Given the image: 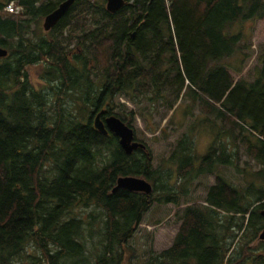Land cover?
Wrapping results in <instances>:
<instances>
[{"label":"trees","instance_id":"obj_1","mask_svg":"<svg viewBox=\"0 0 264 264\" xmlns=\"http://www.w3.org/2000/svg\"><path fill=\"white\" fill-rule=\"evenodd\" d=\"M63 1L0 0V264H120L153 203L182 205L192 181L219 166L248 177L246 187L216 174L204 205L182 209L172 245L143 264H264V52L252 82L219 64L242 37V28L230 33L236 23L264 20V0H124L115 14L105 0H75L44 36L27 37L30 23ZM11 2L16 15L4 10ZM39 61L46 89L25 71ZM122 95L161 121L173 111L162 133L181 127L173 122L181 102L183 118L198 109L218 132L207 155L197 164L195 125L174 147L171 170L153 169L147 149L126 155L115 135L93 126ZM78 101L75 113L65 107ZM241 148L257 170L241 167ZM122 176L146 179L152 192L114 191Z\"/></svg>","mask_w":264,"mask_h":264},{"label":"rangeland","instance_id":"obj_2","mask_svg":"<svg viewBox=\"0 0 264 264\" xmlns=\"http://www.w3.org/2000/svg\"><path fill=\"white\" fill-rule=\"evenodd\" d=\"M44 17L45 16L38 17L36 21L30 23L31 33L27 35V37H31L34 40L45 35L46 32L42 28ZM241 28L243 34L240 41L237 43L234 53L230 57L220 61L219 64L227 68L235 81L242 79L246 82H252L256 77L258 69L261 67L260 57L264 52V20H248L243 24L236 23L230 33H235ZM240 48H242V50H240ZM240 66L242 67L241 71L237 73V69H239ZM45 69V63L42 61L25 66L29 82L37 89H46L47 78L44 77ZM47 92L49 93L48 99H51V102H53L55 99L54 95L50 94V90ZM178 103H180V101H178L177 104ZM184 105V102H181L173 115L174 124L181 125V127L177 130H172L173 127L168 126L164 130L165 133H162V130L173 111L169 112L166 118L161 121L160 112L155 113V111L150 109L147 103L133 102L125 95L114 97L109 107L111 108L110 112L112 115H120L122 118H126L130 121V127L133 129L134 138L145 145V149H147L151 155L152 168L161 167L162 170L168 167V170H171V164H168L167 161L174 147L177 145V142L184 134L189 132L190 127L195 125L193 136L197 164L207 155L208 148L215 138L214 136L218 134L214 129L210 130L208 126L203 125L202 120L206 117L199 113L198 109L195 110L194 117L183 118L182 107ZM65 107L75 113V111L81 107V104L80 101H78L76 105L67 102ZM101 110L108 111V108L103 106ZM130 113L132 114L130 115ZM212 117L213 116H210V118ZM198 124L199 126H196ZM166 134H168V136H166ZM223 139L227 141L226 136H224ZM220 140L222 141V139ZM230 142H232V140L229 139L227 143L229 144ZM241 152V167H244V164L247 162L248 165L252 166V170H257L258 167L244 154L243 148H241ZM173 170H175L174 167ZM216 174L222 175L239 188H245L249 179L248 177L244 178V174L236 173L230 167L219 166L215 169V173L199 175L192 181L188 197L182 205L175 207L172 204L162 205L153 203L151 209L142 216L140 225L124 248L123 258L120 264H143L149 259L151 251L159 253L169 248L177 233L182 209L186 205H204L203 199L206 191L208 187L213 184ZM164 179L165 178H163V180ZM171 179H173V183L176 182L175 172ZM90 211L92 210L86 209L82 215L84 216ZM99 239V236L95 235L93 241H88L87 243L90 260L92 258L91 255L96 250H99L95 247L98 246ZM259 244V241H255L249 248L259 247ZM90 251L92 252L91 255ZM26 253L34 256L39 255L38 251H35L32 247Z\"/></svg>","mask_w":264,"mask_h":264},{"label":"water","instance_id":"obj_3","mask_svg":"<svg viewBox=\"0 0 264 264\" xmlns=\"http://www.w3.org/2000/svg\"><path fill=\"white\" fill-rule=\"evenodd\" d=\"M75 0H65L58 7L44 17L42 28L49 32L62 16L74 4ZM124 6V0H105V8L111 14L117 13ZM7 56V51L0 47V59ZM100 113L93 117L94 129L102 134H113L118 138V143L126 155L132 154L137 149H145V145L134 140L133 129L127 126L119 118L110 115L104 121L100 119ZM123 189L130 192H139L146 195L152 192L151 184L144 178L136 176H122L116 181L114 191ZM264 218V209L260 212ZM259 239L264 241V230L260 233Z\"/></svg>","mask_w":264,"mask_h":264},{"label":"built area","instance_id":"obj_4","mask_svg":"<svg viewBox=\"0 0 264 264\" xmlns=\"http://www.w3.org/2000/svg\"><path fill=\"white\" fill-rule=\"evenodd\" d=\"M4 10L11 14H18L21 11V8L16 6L13 2H11L5 7Z\"/></svg>","mask_w":264,"mask_h":264},{"label":"flooded vegetation","instance_id":"obj_5","mask_svg":"<svg viewBox=\"0 0 264 264\" xmlns=\"http://www.w3.org/2000/svg\"><path fill=\"white\" fill-rule=\"evenodd\" d=\"M97 113H100V114H101V115H100V119H101L102 121H104L105 118H107L108 116H110V115H108V116H106V117H103V115H102L103 111H97ZM97 113H96V114H97ZM134 140L137 141L135 138H134ZM137 142H138V141H137ZM139 150H141V149H139Z\"/></svg>","mask_w":264,"mask_h":264}]
</instances>
